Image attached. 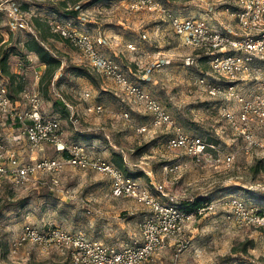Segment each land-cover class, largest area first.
<instances>
[{
    "label": "rangeland",
    "instance_id": "1",
    "mask_svg": "<svg viewBox=\"0 0 264 264\" xmlns=\"http://www.w3.org/2000/svg\"><path fill=\"white\" fill-rule=\"evenodd\" d=\"M6 1L0 0V58L9 53L14 82L0 74V83L8 85L20 111L28 107L24 93L38 94L45 116L60 120L68 145L86 146L112 163L116 154H122L128 175L144 185L151 186L152 181L165 184L166 191L176 196L179 203L237 196L250 208L264 212V167L255 169L261 165V155H246L245 142L220 115L223 102L211 99L198 85L197 80L204 74L217 79L209 75V64L200 62L194 68L182 65V58L193 51L181 45L167 21L151 11H131L135 0H14L23 11L44 21L53 16L66 18L64 3L80 7V15L71 18L75 27L88 31L94 39L105 38L106 46L99 47L102 53L143 83L186 134L211 140L223 154H236L231 167L214 162L199 164L181 153L168 152L165 129L139 133V128L150 121L143 109L130 102L112 80L94 71L80 51L54 36L47 26L43 30L48 47L62 61L63 78L59 72L42 87L46 67L36 55L24 50L28 34L36 36L37 30L32 33L12 29L4 11L9 8ZM156 1L180 17L203 18L215 24L206 12V5L211 4L221 21L234 27L237 24L231 12L226 11L224 0ZM144 34L146 39L142 38ZM129 45L137 51L129 49ZM165 58L171 60L170 65L154 71L146 81L141 80L142 70ZM260 63L263 67L264 61ZM80 70L87 76L80 75ZM21 87L23 90L17 92ZM86 92L90 93L88 100L84 98ZM240 92L246 96L264 94V79L240 87ZM57 101L64 105L56 107ZM90 106H102L103 110L90 114L86 111ZM237 106L232 103V107ZM65 111L70 114L68 117H64ZM73 115L78 118L76 123ZM256 135L264 139V129H257ZM39 157L59 154L54 147L46 146ZM175 161L181 164L180 171L167 176L164 166ZM147 214L133 200L113 198L110 180L91 171L67 168L55 177L40 175L18 190L4 183L0 186V264H71L68 255L57 250L48 253L32 244L13 249L14 239L27 225L40 230L81 231L90 239L121 249L141 241V224ZM189 234L190 243L184 252L178 255L173 247L146 264H264L262 233L255 228H238L221 209L198 219Z\"/></svg>",
    "mask_w": 264,
    "mask_h": 264
},
{
    "label": "built area",
    "instance_id": "2",
    "mask_svg": "<svg viewBox=\"0 0 264 264\" xmlns=\"http://www.w3.org/2000/svg\"><path fill=\"white\" fill-rule=\"evenodd\" d=\"M6 3L9 8L4 11L7 12L10 27L34 33L32 21L37 16L30 11H23L14 0H7ZM224 3L228 5L226 11L235 17V27L221 21L211 4H208L207 13L215 18V24L203 18L180 17L156 0H135L130 9L137 13L151 11L169 23L181 45L193 51V54L182 58L184 67H198L205 59L209 64V75L217 79L211 80L208 74H204L197 80L198 85L211 99L223 102L220 115L245 142L246 155L258 153L264 164V139L256 135L257 129H264V94L246 96L240 92V87L264 79V66L260 63L264 61V0H224ZM76 9L81 10L80 7ZM46 22L53 35L66 40L80 51L94 71L112 80L130 102L143 109L150 121L139 128V133L165 129L168 134L167 151L181 153L199 164L214 162L231 167L235 163L236 154H223L216 143L186 134L159 100L145 90L143 83L136 81L118 61L102 53L99 47L106 46L105 38L94 39L88 31L78 30L72 19L53 16ZM146 36L144 34L142 38L146 39ZM129 49L137 51L134 45H129ZM170 64L171 60L167 58L156 60L141 71V80L146 81L154 71ZM23 96L28 107L22 111L15 110L8 86L0 83V112L22 125L23 136L29 146V159L22 160L0 138V186L8 183L18 190L40 175L55 177L67 168L91 171L110 180L113 198L133 200L142 205L148 214L141 224V241L125 248L107 246L88 238L81 231L70 232L60 228L40 230L27 225L14 239L13 249L19 250L32 244L48 253L57 250L67 254L71 264H146L173 247L177 249L178 255L184 252L190 243L188 235L192 225L219 209L238 228H255L264 237V212L250 208L241 198L218 197L189 211L176 196L166 191L165 184L152 181L151 186L144 185L140 179L128 176L86 146L68 145L64 141L60 120L46 117L42 112L40 96L29 92ZM84 98L90 99V93L86 92ZM232 103L238 104L237 108L232 107ZM102 110V106L86 109L90 114L101 113ZM125 116L128 117V114ZM72 120L76 123L78 118L73 115ZM46 146L54 147L59 157H39ZM180 169L178 161L164 166L167 176L176 175ZM53 180L55 184L58 183L56 178ZM186 201L191 203L194 199Z\"/></svg>",
    "mask_w": 264,
    "mask_h": 264
},
{
    "label": "trees",
    "instance_id": "3",
    "mask_svg": "<svg viewBox=\"0 0 264 264\" xmlns=\"http://www.w3.org/2000/svg\"><path fill=\"white\" fill-rule=\"evenodd\" d=\"M78 6H74V7H68L67 3H64V9H65V17L67 19H71V18H76L78 15H80L78 9H76ZM32 25L34 27L35 30H37L36 32V36L34 34H28L29 39L25 42L24 44V50L26 51V53L28 54H33L36 55L37 58L39 59L40 63H42L45 67V74L42 78L41 81V86L44 87L46 82L50 83L52 81V79L56 76V74H58L59 72L61 73V76L63 78V73H62V61L53 54L51 48L48 47V39L47 36L45 35V32L43 30L44 26H47V28L49 29V31L51 32L48 24L46 21L42 20L40 17H36L33 19L32 21ZM20 32H23L21 30H19ZM55 36V35H54ZM58 37V36H57ZM60 38V37H59ZM62 39V38H61ZM64 41V39H63ZM66 41V40H65ZM67 42V41H66ZM9 53H5L4 55L1 56L0 58V74H5L7 76H9L10 78H12V80L14 79V76H11V73L9 71ZM202 62H206L205 59L202 60ZM80 75L82 76H87L85 71L80 70ZM14 80L12 81L13 84ZM12 84L10 86V88H12ZM8 86V85H7ZM9 89V87H8ZM23 90V88H19L17 90V92H21ZM9 94L10 97L12 98L13 101L16 102V100H14V96H12L10 89H9ZM64 104L59 101L55 102V106L59 107V106H63ZM65 116L64 117H68L70 114H68L67 111L64 112ZM210 142H212L211 140H209ZM214 143V142H213ZM113 164H115L117 167H119L122 171H124L126 173V166H125V159L124 156L122 154H116L115 158L113 159ZM264 164L261 162V167L260 166H256L255 169L259 170L263 169ZM127 174V173H126ZM128 175V174H127ZM130 176V175H128ZM131 177V176H130ZM208 199V198H207ZM207 199L205 198H201V199H194L193 202H189V203H184L183 205L186 206V208H188L189 211H194L195 209H197L198 207H200L203 203H205L207 201ZM209 201V199H208Z\"/></svg>",
    "mask_w": 264,
    "mask_h": 264
},
{
    "label": "crops",
    "instance_id": "4",
    "mask_svg": "<svg viewBox=\"0 0 264 264\" xmlns=\"http://www.w3.org/2000/svg\"><path fill=\"white\" fill-rule=\"evenodd\" d=\"M207 9L208 4L206 5V12ZM14 106L15 110L20 111V104L18 101L15 102ZM23 130L24 129L19 122L13 121L9 115L0 112V138L7 143L8 149H14L22 160L27 161L29 159V146L27 140L23 136Z\"/></svg>",
    "mask_w": 264,
    "mask_h": 264
}]
</instances>
